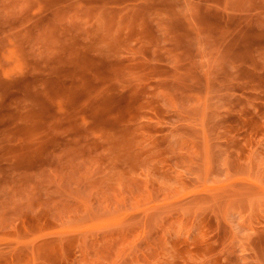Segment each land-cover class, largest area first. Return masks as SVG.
I'll list each match as a JSON object with an SVG mask.
<instances>
[{"label": "rangeland", "instance_id": "obj_1", "mask_svg": "<svg viewBox=\"0 0 264 264\" xmlns=\"http://www.w3.org/2000/svg\"><path fill=\"white\" fill-rule=\"evenodd\" d=\"M0 264H264V0H0Z\"/></svg>", "mask_w": 264, "mask_h": 264}]
</instances>
